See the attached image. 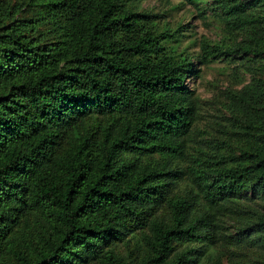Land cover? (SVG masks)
<instances>
[{
    "label": "trees",
    "instance_id": "obj_1",
    "mask_svg": "<svg viewBox=\"0 0 264 264\" xmlns=\"http://www.w3.org/2000/svg\"><path fill=\"white\" fill-rule=\"evenodd\" d=\"M137 2L0 0V264H264V0H210L248 79L201 129Z\"/></svg>",
    "mask_w": 264,
    "mask_h": 264
},
{
    "label": "rangeland",
    "instance_id": "obj_2",
    "mask_svg": "<svg viewBox=\"0 0 264 264\" xmlns=\"http://www.w3.org/2000/svg\"><path fill=\"white\" fill-rule=\"evenodd\" d=\"M136 8L153 12L151 23L156 32L175 30L171 37L161 38V42L168 52L191 62L184 81L197 101L193 127L203 128L222 111L220 90L226 86L239 87L248 79V73L237 61L200 58L199 41L214 42L221 37L218 10L210 0H197L195 4L184 0H138ZM25 13L31 12L22 14ZM221 264H230L229 259L223 257Z\"/></svg>",
    "mask_w": 264,
    "mask_h": 264
}]
</instances>
